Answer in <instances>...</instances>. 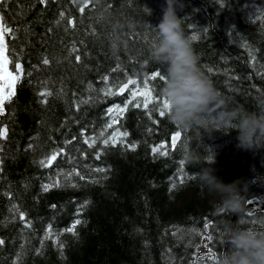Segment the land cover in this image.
Instances as JSON below:
<instances>
[{"label": "trees", "instance_id": "trees-1", "mask_svg": "<svg viewBox=\"0 0 264 264\" xmlns=\"http://www.w3.org/2000/svg\"><path fill=\"white\" fill-rule=\"evenodd\" d=\"M165 7L166 0H7L0 9L14 30L5 41L24 69L0 115L7 128L0 139V264H202L198 257L213 264L208 249L222 250L225 223L264 232V213L233 220L219 213V198L198 175L210 168L222 183L236 184L244 204L264 200V148H238L235 131L180 129L153 110L163 98L162 82L149 79L162 69L149 56L151 28ZM174 7L200 70L227 108L264 107V0H177ZM115 25L126 42L117 51ZM129 78L137 82L130 89L147 83L159 99L147 108L141 95L128 103L130 91L119 87ZM108 85L116 94L105 95ZM116 105L126 110L113 123L108 109ZM202 119L213 129V113ZM117 129L127 137L105 146ZM161 144L166 152L153 153ZM185 150L201 163L186 165ZM53 181L61 186L45 192L42 185ZM77 219L76 234L66 231ZM49 226L63 248L56 235L47 237Z\"/></svg>", "mask_w": 264, "mask_h": 264}, {"label": "clouds", "instance_id": "clouds-1", "mask_svg": "<svg viewBox=\"0 0 264 264\" xmlns=\"http://www.w3.org/2000/svg\"><path fill=\"white\" fill-rule=\"evenodd\" d=\"M176 4L177 0H166L162 19L155 28H151L155 36L149 51L151 61L160 65L165 74L159 94L169 106V121L183 130L200 127L208 133L224 129L226 134L235 131L238 148H264V107L254 112L241 107L227 108L221 93L198 66V57L189 38L184 35L183 20L176 15ZM144 9L150 14V9ZM117 27H113L111 37L113 51L126 43L117 34ZM212 113L216 114L215 121L213 129H209L202 118ZM182 159L186 165L201 163V158L189 150L184 151ZM207 162H212V156ZM198 175L209 194L219 198L217 211L239 217L245 201L236 184L222 183L212 175L210 168L201 169ZM221 243V251L208 253L213 264H264V232L225 223ZM225 245L227 251L224 250ZM198 260L203 264L202 257Z\"/></svg>", "mask_w": 264, "mask_h": 264}, {"label": "snow or ice", "instance_id": "snow-or-ice-1", "mask_svg": "<svg viewBox=\"0 0 264 264\" xmlns=\"http://www.w3.org/2000/svg\"><path fill=\"white\" fill-rule=\"evenodd\" d=\"M38 2L40 4H47L48 0H38ZM7 3V0H0V9H3L5 7V4ZM85 7H87V5H85ZM81 11H83V8H81ZM61 18H63L64 13L61 12L60 13ZM69 23H71V21H69ZM6 35H12L14 36V30L8 25L7 20L5 18V16L0 13V115H3L5 112V108L4 105L6 103H11L13 97L15 96V89L14 86L20 82L21 78H22V74L24 73V69L21 65V63L18 61V59H16V52H15V48L10 47L9 44L5 41V36ZM191 39H196V36H192ZM73 51H75V48L73 49ZM80 57L77 56V60L79 61ZM255 59V58H254ZM44 63L47 64L49 63V61L47 59L44 60ZM11 65V70H10V66ZM28 75H31V73H28ZM164 71L163 69H161V71L159 72H155L153 75H151L149 77V79L155 80V79H159L161 82L164 78ZM104 81L107 85L108 82V77L105 76L104 77ZM137 82L131 78H129L127 80L126 83L123 84L122 87H119V92L123 93L125 91V89H128L131 92V97L132 99L128 101V103H131L132 100H134L137 95H141L144 97L143 99V105L145 108L148 107L149 104L153 103L154 100H158V97H154L153 96V90L149 88L148 84L145 83L143 85L142 90L140 89V87L138 86L136 90H132L129 88V85H134ZM115 87V85H108L106 86L104 89H102V91H104L105 95H114L116 93L113 92V88ZM90 90L91 89V85L89 86ZM42 96H47L50 95V93H41ZM42 102H46V101H42ZM82 103H87V101H82ZM137 106L140 105L141 101L137 100L136 101ZM162 104V107H159L158 109H153L158 110L160 116H164L166 113H168L169 110V106L167 104L166 101H161L160 102ZM126 110V106L125 108H121L119 105L114 106L113 108H109L108 109V113L110 115H112L113 117V123L116 120V117L121 115L124 111ZM216 114L213 113V116H215ZM2 123V122H0ZM111 124H108L107 127H111ZM128 133L126 131L121 132L119 129H117L110 137L105 138L103 140V143L105 146H108L109 144H111L112 146H115V144L118 142L120 137H127ZM100 136L103 137L104 136V131L100 132ZM7 137V128L6 127H0V139H6ZM181 137V133L179 131H177L175 133V135L172 138V144L174 147L177 146V142L180 140ZM122 142V141H121ZM85 143H88L89 146H93V144L95 143V140L92 138H88L85 140ZM132 148V150L135 149V144L130 146ZM3 149V145H0V151H2ZM162 149H165V146L163 144L159 145L158 147H154L152 149L153 153L156 152H161ZM62 151V150H60ZM166 152V149H165ZM59 154V152H54L49 158L42 160L40 163L42 166H49L51 164L52 161H54L56 159V156ZM161 154H164V152H161ZM97 158H99V153L97 154ZM211 158V157H210ZM2 162V161H0ZM97 171H104V169H97ZM78 174V173H77ZM181 175H183V173L181 172ZM84 177L81 176V179H83ZM61 186L59 181H53L52 183L49 184H44L42 185L43 190L46 192L48 190H50L52 187H59ZM74 187L76 185H73ZM175 186V185H174ZM87 201L84 202V206L87 205ZM54 207V206H53ZM83 208V206H82ZM82 208L78 211H82ZM21 219H24V214L21 213ZM82 221L80 219H77L71 228L66 229V231L68 232H73V234H76L74 232L75 228L77 225L81 224ZM25 226H29V222H26ZM206 227H210V225H206ZM192 231H197V229H192ZM47 237H51L53 235L57 236V243L59 245V247L63 248V244L59 243L58 240V236L59 233H53L51 231V226H49V231L46 234ZM212 237L209 236V239H211ZM3 241L0 240V244H2ZM209 253H211L213 251V249L211 247H209L208 249Z\"/></svg>", "mask_w": 264, "mask_h": 264}, {"label": "water", "instance_id": "water-1", "mask_svg": "<svg viewBox=\"0 0 264 264\" xmlns=\"http://www.w3.org/2000/svg\"><path fill=\"white\" fill-rule=\"evenodd\" d=\"M255 213H264V200L257 199V198L248 200L244 204V210L240 215L252 216ZM235 216L236 215L232 216V220L234 219Z\"/></svg>", "mask_w": 264, "mask_h": 264}, {"label": "rangeland", "instance_id": "rangeland-1", "mask_svg": "<svg viewBox=\"0 0 264 264\" xmlns=\"http://www.w3.org/2000/svg\"><path fill=\"white\" fill-rule=\"evenodd\" d=\"M130 95H131V92H130ZM137 96H140V95H137ZM185 233H188L187 231H185Z\"/></svg>", "mask_w": 264, "mask_h": 264}]
</instances>
